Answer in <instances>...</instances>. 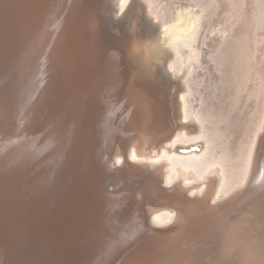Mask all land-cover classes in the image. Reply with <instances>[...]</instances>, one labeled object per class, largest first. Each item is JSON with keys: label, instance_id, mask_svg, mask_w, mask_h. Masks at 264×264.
Segmentation results:
<instances>
[{"label": "bare ground", "instance_id": "bare-ground-1", "mask_svg": "<svg viewBox=\"0 0 264 264\" xmlns=\"http://www.w3.org/2000/svg\"><path fill=\"white\" fill-rule=\"evenodd\" d=\"M109 1L110 0H2L0 3V12H2L1 16L3 17L1 20L4 22L5 30L7 29L8 31L19 34V41L25 53H27L28 56L32 54V57L37 59L38 65L40 62L42 74L44 75V86H53L52 91H54V93L51 105L56 104V109L49 110L47 108L44 116L38 120L42 122L47 137L56 136L60 130H66L63 127L67 126L68 128L76 121H78L79 126H82L83 129L86 117L88 118L86 110L87 107L90 106V103L106 100L107 98L105 99V96L108 95V93L112 94L113 92H111V90L116 88L114 87L116 85H113V87L108 86L109 88L112 87L110 88V91H108V87V90L106 89L107 78L111 82L113 80L115 81L116 78L117 80L119 78L120 82L130 92L134 105H136L134 106L135 108L133 107V109H135L134 112L132 114L131 112L129 113V115H131L127 118V121L130 118L129 121L134 124L133 126L137 128L139 127L140 131L138 132H145L146 134L140 135L138 132H134L136 134H134V137L132 136L133 141L131 140L132 143H130L127 149H122V146L118 145L119 143H117L118 148H113L114 150L112 151L113 154L111 156L113 159L110 158L108 161L113 160L114 162H111L110 169L112 168V171L110 172L109 170V172L111 174L112 172H114V174H116L115 172H118L122 176V179L119 178L120 182L118 184L117 182H110V185V183L107 182L109 187H115L116 191L121 190V188H127L128 190L129 183H127V181H130V178L138 180H140V178L149 179V185H151V187L152 184L150 183L156 182L158 186H153L152 188L148 187L149 190H147V192L145 190L147 187L144 188V184L142 183L146 194L144 197L142 195V197L139 196L137 198H139V200L145 199L151 203L148 208L143 209L144 215L146 213L145 210L149 213L148 218H146L147 220L150 219V224L153 227L150 229V232L163 237L168 234L169 236L166 235L168 237L165 236L164 239L168 238L167 240L169 241L175 237H173L174 235L172 236V234H169L170 232L172 233V231L165 230L172 227H177L173 231V234L179 229L177 234H191L195 235V238H197L196 236H205V239L212 236L218 238L222 236L243 241V239L246 238L260 237L264 233V0H187L188 2L186 4L178 6H176L177 4L173 6L176 0H174V2H169L170 0H111L112 3L108 4ZM122 12L125 13V16H121L126 20L125 22L122 21V17L120 21L124 23H121L119 19L114 20L112 18L113 13L117 14ZM219 13L221 15L224 14L222 23L220 22L221 26H218L219 28L217 27V29L211 27L212 29H210L208 33L209 35L210 33H217V35L220 34V40H217L214 45L209 46L210 50L207 52V55L216 66L215 70L220 74L218 81L221 85H218V87L216 86L211 92L207 91L210 93L204 94V91L200 89V85H202L201 79L198 80V76L196 78V75H194L196 68L199 67V63L201 62L200 55L203 52L200 44H205L204 39L206 38L204 37L205 35L203 36V34H201V28L204 27L205 22V24H208L209 26L210 22L208 23V21H210L211 18H214V15L216 16ZM148 15L152 20L150 19V21H148V18L146 19ZM118 17L120 18V16H117V18ZM234 25H237V27L234 28ZM99 28L113 35H116L118 32L122 35L121 32L123 30H131L136 36H143L147 41L146 47H144L145 49L140 52L142 53L144 51L143 54L140 56L137 55L135 52L138 48L133 51L132 46H130L125 53L123 52L124 55L120 54V60L119 57H116V62H118L115 64L116 66L111 64V61H108L110 64L103 61V58L99 53H96V51L94 60L90 58L89 61L86 46L88 40L86 38L87 33L96 29H98L99 32ZM78 31L79 33H84V35H82L83 37L76 36ZM95 33L97 32L95 31ZM99 33L101 34V32ZM152 34L156 36H153ZM200 34L203 36L202 38ZM35 37L38 40L35 42L37 43V46H34L33 42ZM117 37H114L113 40L117 39ZM108 39H110V37L107 38V40ZM100 40L101 39H99V41ZM119 40L120 39H118V41ZM141 40L144 39L141 38ZM99 41H96V45ZM103 41H105V39ZM109 41L110 40H108L107 43ZM123 41H125V39ZM99 43L101 44L102 42ZM137 44L135 43V45ZM94 45L95 44H93V46ZM124 45L126 46V44ZM98 46L99 45H97V47ZM115 46L114 48L116 50ZM120 46L123 45L119 44L117 49H119ZM106 47H103L105 49L104 51L108 49H106ZM92 49H90L91 52ZM137 51L140 50L138 49ZM118 52H121V49ZM24 58L27 59L26 56ZM80 60L81 63L84 61L86 62L87 60V64L85 65L83 63L84 67H82L80 62L77 64V61ZM91 60H93L91 65L92 70L93 68H97V74L94 70L93 73L88 66ZM23 62L26 63V61ZM93 62L97 64V67ZM65 64L67 65L65 67H69V70L64 73V70L61 72V69ZM81 68L82 70H80ZM102 70H104L106 76ZM80 73L82 75H80ZM73 84H75L77 88L75 87L73 89ZM215 90H217L218 93H216ZM117 94L121 97L119 93ZM20 97L17 95L16 100ZM109 97L110 96H108V98ZM113 97L111 95V98ZM122 97L124 98V96ZM120 99L121 98H119V101H121ZM107 103H109L108 105H112L110 104L111 102ZM100 104L101 103H99V105ZM124 104L125 103H123V105ZM114 106L117 107V105L114 104L113 108H110V110H114ZM244 106H246L247 109L243 113L242 109ZM123 108H125V106L122 107V110ZM103 109H105V106ZM98 110H100V107ZM98 110H96V112ZM233 110H236L235 113H233ZM116 111L117 110H115V112ZM119 111L120 110L116 113H120ZM96 115H93V117ZM104 117H101V119ZM106 118L109 119L108 117ZM114 118L115 117L111 115L109 122L111 125L115 123ZM117 118H120V115L119 117L117 116ZM118 120L119 123H122L121 121L123 120V117ZM108 121H106V123ZM125 121H123V123ZM90 122L88 123L90 124ZM119 123H117V125ZM129 124L131 123L129 122ZM92 125L91 127L94 128L95 126L93 127ZM106 125L103 124L102 128L104 126L107 128L110 126H108V124ZM168 126H170L168 131H166L160 138L158 137L159 139H156L157 141L155 143H157L158 146L152 149L148 143L153 142L151 134H157L158 132V134H160V132H164ZM118 127L117 129H120V127ZM112 129L115 131L114 128ZM112 129L110 128V130ZM122 129L123 128H121V130ZM132 129H130V131H132ZM94 130L95 129L92 131ZM88 133H90V131ZM93 133L95 135L98 132ZM103 134H105V132ZM6 135H8V133H6L5 136ZM129 135L131 137V134ZM125 136L129 137L128 135ZM123 137L124 136H122V138ZM110 139L112 140L110 137L106 140L108 141ZM115 139L118 141L117 137ZM106 140H103V142ZM2 142L3 141H1L0 144H2ZM113 142L111 141L110 143ZM126 143L127 142H125V144ZM16 144V138L13 137L10 146H8L9 153H14L13 149L14 147L17 148ZM108 146H110V144ZM191 146L196 149L193 148L189 151H181V149L186 150ZM103 163L101 162L102 165ZM115 164H120L121 167H117ZM94 169L92 170L94 171ZM107 170L108 168L106 171ZM109 172L107 171V173ZM112 176L115 178V175L112 174ZM98 177L101 178V176ZM132 180L134 181V179ZM139 182L140 181H138L137 184H140ZM141 182L144 181L141 180ZM161 182L164 184V187L159 185ZM145 183H148V181H145ZM156 183L154 185H156ZM132 184L129 185H132L133 187L134 182ZM146 185L149 186L148 184ZM132 187L128 192L132 190ZM110 190L112 189L110 188ZM138 190L140 191V189ZM113 191L114 189L112 192ZM187 192L191 195L200 196L190 197L186 194ZM131 195L129 196L131 197ZM121 200L122 198L119 201ZM210 200L212 201V206H207V202ZM81 202H83V200ZM198 202L201 203V206L196 207ZM137 204L138 203L135 205ZM158 204L161 206L157 207ZM226 204L227 206L228 204H231L229 206L230 208L226 206L228 209L224 212V209H226V207H224V213L220 215L216 208L218 206L223 207V205L225 206ZM195 208L198 209L199 213L196 211L195 214H198L196 217H193L191 212L192 209ZM215 213H218L220 216ZM139 217H141V215ZM190 218L192 223L187 225ZM202 219L204 220L203 222L200 221ZM168 222H170V225L167 227L166 225H168ZM139 223L138 226L140 225ZM196 224L199 225L194 228V225L196 226ZM132 226L134 227V225ZM133 227L132 230L134 231ZM147 228L148 227H146V229ZM186 228L188 229L185 231ZM138 229L140 230V227ZM127 231L130 232V230ZM144 231L141 232L145 234L147 230ZM137 232L139 231L137 230ZM170 236H172V238H170ZM188 239L186 241H188ZM169 241H167V244ZM194 241L195 239L193 242ZM232 242L234 244V241ZM194 244L195 243H193L192 246H194ZM212 244H216V242ZM244 245L246 244H243V248ZM113 246L116 247L115 245ZM199 246H202V244ZM214 246H217V244ZM217 247L220 249L221 246ZM189 249L191 250L192 248L189 247ZM202 249L200 250L201 252H203ZM186 250H183L184 253L187 252ZM227 250L223 252L226 253L228 252ZM241 250L238 251L240 252ZM192 251H194V249ZM200 251L198 255H200ZM221 252L219 251V254ZM176 254L174 255L176 256ZM178 254L176 258L179 260L180 255L178 256ZM180 254L182 255L183 253ZM234 254L235 253H233V255ZM186 255L191 256L188 253ZM207 255L210 256L212 253L210 254L209 252ZM213 255L215 254L213 253ZM233 255L231 254V256ZM221 256H223V253ZM236 256L238 257V255ZM218 257L216 256L217 259ZM224 257L230 258V256ZM224 257L221 258L224 259ZM212 258L213 257H211V259ZM170 260L171 259H168L167 262ZM233 261L234 260H232V262ZM184 262L182 264H185ZM163 263L166 262L163 261ZM179 263H181V261H179Z\"/></svg>", "mask_w": 264, "mask_h": 264}, {"label": "rangeland", "instance_id": "rangeland-1", "mask_svg": "<svg viewBox=\"0 0 264 264\" xmlns=\"http://www.w3.org/2000/svg\"><path fill=\"white\" fill-rule=\"evenodd\" d=\"M2 0H0V3H1ZM169 2H174V0H170ZM178 2V3H176ZM176 2L174 3L173 6H175V4H177L176 6L178 5H184L186 4L188 1L187 0H176ZM111 4L112 1L110 0L108 2V4ZM120 14V15H119ZM2 15V12H0V31H8L7 29L5 30V26H4V22L1 20L3 17L1 16ZM112 18L114 20H118L119 21L122 19L123 16H125V13L122 12V13H113L112 14ZM116 15V16H115ZM123 15V16H121ZM115 16V17H114ZM117 16H120V18ZM149 16V15H148ZM146 17V19L148 21H150V16L149 17ZM214 18H211L210 21H208L209 23V26L208 24H205L204 23V27L201 28V34H203L204 37H206L204 40L205 44H200L202 47H201V50L203 51L200 55V59H201V62L199 63V67L196 68V71L194 73V75H196V78L198 76V80L201 79V82H202V85H200V89H202V91H204V94L206 93H210L212 91V89H214L216 86L218 87V85H221V83L218 81V77L220 76L219 72H217L215 70V65L213 63L212 60H210L209 56L207 55V52L210 50V45H214L216 43L217 40H220V34L217 35V33H210L209 35V31L210 29H212L211 27H215V29H217L218 26H221V23H222V20H223V17H224V14H217L216 16L214 15L213 16ZM117 18V19H116ZM124 19V20H123ZM122 21L125 22V18L123 17ZM152 20V19H151ZM212 20V22H211ZM120 21L121 23H124ZM154 21V20H153ZM152 22V21H151ZM150 22V23H151ZM216 22H221L220 25L219 23H216ZM153 23V22H152ZM208 26V27H207ZM3 27V28H1ZM206 27V28H205ZM237 25H234V28H236ZM219 28V27H218ZM207 29V30H206ZM205 30V32H204ZM95 31L98 33H95ZM101 32V34L99 33ZM99 32H98V29L96 30H92L91 32L89 31L87 33V55L89 56V61H90V58H92L94 60V55H95V51L96 53H99V55L103 58V61L109 63L108 61H111L110 63L111 64H114V66H116L115 64H117L118 62L117 61V58L116 57H119L121 55H124L123 52L125 53L127 51L128 48H130V46H132V50L135 51L137 48L140 50V51H137L136 50V54L137 55H142V53H140L143 49H145L144 47H146V39L142 36V37H138L136 36L135 34H133L131 32V30H123L121 32L122 35H120V32H118L116 35H113L111 33H107V31L103 30V29H100L99 28ZM103 32V33H102ZM105 32V33H104ZM128 32V33H127ZM130 32V33H129ZM81 33V34H80ZM78 31V33H76V36H80V37H83L82 35H84L83 32H80ZM93 33V34H92ZM127 33V34H126ZM205 33V34H204ZM80 34V35H79ZM97 37H96V35ZM108 34V35H107ZM124 34V35H123ZM200 34L201 38L203 37L202 35ZM101 35V36H100ZM118 35V37H117ZM153 35V34H152ZM207 35V36H206ZM92 36V37H91ZM122 36V37H121ZM138 38H136V37ZM153 36H156V35H153ZM152 36V37H153ZM89 37V38H88ZM95 37V38H93ZM110 37V44L109 42L107 43V38ZM113 37V38H111ZM114 37H117L116 42L114 39ZM101 39L99 41V39ZM105 41H103L104 39ZM125 41H123L124 39ZM134 38V39H133ZM144 39V40H141ZM216 38V39H215ZM98 39V40H97ZM118 39H120L118 41ZM127 40V41H126ZM141 40V41H140ZM96 41H99V42H102L101 44L98 42L97 45H99L97 47L96 45ZM114 41V42H112ZM138 41V42H137ZM143 41V42H142ZM94 42V43H93ZM104 42V43H103ZM120 45H123V46H120L119 49H117V47H119V44ZM122 42V44H121ZM89 43V45H88ZM109 45H107V44ZM135 43L137 45H135ZM93 44H95L93 46ZM114 44V45H112ZM118 44V45H117ZM126 44V46L124 45ZM133 44V45H132ZM105 48L106 46V51H104L105 49L102 47ZM111 45V46H110ZM116 45V46H115ZM101 46V47H100ZM114 46L116 47V50L114 48ZM125 46V47H124ZM129 46V47H128ZM135 46V47H134ZM142 48H141V47ZM93 47V49H92ZM98 49H97V48ZM110 47V48H109ZM122 47V48H121ZM134 47V48H133ZM101 48V49H100ZM114 48V49H113ZM125 50H124V49ZM89 49V50H88ZM90 49H92V52L90 51ZM96 49V50H95ZM114 52H113V50ZM121 49V52H118L120 51ZM135 49V50H134ZM100 50V51H99ZM108 50H112V51H108ZM101 52V54H100ZM138 52V53H137ZM93 53V54H92ZM105 53V54H104ZM110 53V54H109ZM117 53V54H115ZM121 54V55H120ZM115 55V56H113ZM104 56V57H103ZM107 57V58H106ZM115 58V59H114ZM113 59V60H112ZM121 59V57H119V60ZM89 62L90 64H88V66L91 68L92 70V61ZM78 62L81 63V60L80 61H77V64ZM120 62V61H119ZM85 65L87 64V60L86 62L84 61L83 62ZM82 64V67H84ZM94 63V62H93ZM109 63V64H110ZM80 65V64H79ZM94 65L97 67V64L94 63ZM108 65V64H106ZM67 66L66 64L63 66V68L61 69V72L63 71L64 73L66 71H68L69 67H65ZM80 67V66H79ZM94 67V66H93ZM107 67V66H106ZM66 69V70H65ZM96 69V70H95ZM93 68V70L95 71V73L98 71L97 68ZM82 70V68L80 69ZM92 70V72H93ZM104 70H105V67H104ZM104 70H102V72H104ZM100 71V70H99ZM82 73V71H81ZM80 73V75H82ZM94 73V72H93ZM98 73V72H97ZM96 73V74H97ZM104 75L106 76L105 72H104ZM43 79H44V75H43ZM113 80V79H112ZM69 81V80H67ZM107 82V86H106V89L108 90V86H112L113 85H116L114 87L116 88H113V90H111V92H113L112 94H109L108 91H110V87L109 90L107 91L108 95L105 96V99L106 100H103L102 102H96V103H90V106L87 107V110H86V114L88 115V118L86 117V121L83 125V131H85L87 134V138H86V141H85V153L88 155L87 156V160L85 161L86 163L83 164V167L81 168V171H80V175L82 177V184H83V188H84V192L81 196V200L79 202V209L77 208V213L76 215H74V217L70 220L71 222H69L67 225V227L65 228L66 230H68L67 234L65 233L63 236H62V239L59 238V239H55L52 243V246L53 248L55 249H59L58 251H55L54 255H52L51 257H42V259H39V261L36 259L35 257V253H30L31 251H28V253L26 252V250H23L22 247L20 246H17V249H15L17 252V254H15V257H14V261L12 264H182L184 261L185 264H221L224 260V262L222 264H233L235 261L234 264H264V233L258 237V238H246V239H243L242 240H237V239H233V238H226V237H222L220 236V238L218 237H215V236H212V237H208L207 239H205L206 237L205 236H196L197 238H195V235H184V234H177V232H179V229L173 234V231L177 228V227H172V228H169L165 231H172V233L170 232L169 234L175 238H172V236H170V238H172V240L170 239L167 240L168 238H165L164 237L168 234H166L164 237L161 236V235H158V234H155V233H151L150 229H152L153 227L151 226L150 224V219L147 220L148 216H149V213L145 210V215L143 213V209L144 208H148L151 203L147 200H139V196L143 197L145 196L148 187L150 188L151 185H149V179H145V178H140V180L138 179H135V178H132L134 179V181L130 178V181H127V183L129 184H132L134 182V186L132 187V185L130 186L128 184V187L129 189H131L132 187V190H130L128 192L127 188L123 189L121 188V190H118L116 191V188L111 186L109 187V184L108 183H116L117 184L120 182L119 178L122 179V176L118 173V172H115L116 174H114V172H112L113 175H115V178L114 176H112V174L110 173L112 171V168L110 169L111 167V161H108L110 160L112 154H113V150L118 146V145H121L122 146V149L129 147L130 143H132V139L134 137V134H136L139 130V127H134L130 120V118L128 119L127 121V118L134 112L135 109H133L134 106V102H133V99H132V96L130 94V92L126 89V87H124V85L120 82L119 78L117 80V78L115 79V81L113 80L112 83L108 78L106 80ZM109 81V82H108ZM118 82V83H117ZM220 83V84H219ZM81 84V83H79ZM108 84H111V85H108ZM120 84V86H119ZM201 84V83H200ZM213 84V85H212ZM211 88H210V87ZM76 87L75 84H73V89ZM108 87V88H107ZM118 87V88H117ZM77 88V87H76ZM122 88V89H121ZM116 89V90H115ZM119 91V92H117ZM207 91H210V92H207ZM110 92V93H111ZM119 93L121 95V97L117 94ZM124 94H123V93ZM128 92V93H127ZM216 93H218L217 90H215ZM223 93V92H222ZM117 94V95H116ZM130 94V95H129ZM111 95L113 98H111ZM126 95V96H125ZM108 96H110L108 98ZM124 96V98L122 97ZM129 97V98H128ZM116 100H115V99ZM119 98H121L119 101ZM127 98V99H126ZM111 99V100H110ZM124 99V100H123ZM100 100V99H99ZM109 100V101H108ZM97 101V100H96ZM117 101V102H116ZM119 101V103H118ZM124 101V102H123ZM216 101V100H215ZM107 102H111L110 104L112 105H108L109 103ZM125 103L123 105V103ZM132 102V103H130ZM99 103H101L99 105ZM103 103H104V106H105V109L104 106H103ZM107 103V104H106ZM128 105H127V104ZM92 104V105H91ZM95 106H94V105ZM117 105L114 106V110H110V108H113V105ZM99 105V106H98ZM108 105V106H107ZM118 105H121V106H118ZM123 105V106H122ZM132 105V106H131ZM26 106H27V99L24 97V96H21L18 100H16L14 102V106H8L7 108V111L5 113V117H6V120H5V123L2 124V128L0 129V142H2V144H0V181L1 182H6L10 183L13 182V188L15 189H18V190H21L23 189V191L27 188H29V186L32 185L34 179H35V171H37L38 169H40V167L42 166V162L40 161H36L34 159V154L33 153H37V154H40L41 152L44 151V149L46 147H48L49 145V141L47 138V134H46V131L42 125V122L41 121H33L32 120V117H31V114H28V112L26 113ZM88 106V105H87ZM96 108H94V107ZM109 106H112V107H109ZM123 110H122V107H124ZM127 106V107H126ZM100 107V110H98V108ZM93 108V109H92ZM119 108V109H118ZM135 108V107H134ZM51 110H55L56 109V104H53L51 105L50 107ZM127 109V110H125ZM245 109V110H244ZM247 107L244 106L243 109H242V112L244 113L246 111ZM92 110V111H91ZM96 110H98L96 112ZM104 110V111H103ZM115 110H120L119 112L120 113H116ZM100 111V113H99ZM113 111V112H111ZM124 111V112H122ZM129 111V112H128ZM236 110H233V113H235ZM103 112V113H102ZM107 112V113H105ZM111 112V113H110ZM131 112V114L129 115V113ZM92 113V114H91ZM121 113H124V114H121ZM97 114V115H96ZM100 114V115H99ZM107 114V115H106ZM110 114V115H109ZM116 114V115H115ZM86 115V116H87ZM93 115H96V119L95 117H93ZM111 115L114 118V121L115 123L113 125H111L109 122H110V119H111ZM120 115V118H117V116L119 117ZM124 115V116H122ZM128 115V116H127ZM99 116V118H98ZM104 117L102 119H107L106 117H108L109 119L107 120H102L101 117ZM110 116V117H109ZM126 116V117H125ZM93 117V118H92ZM123 117V120L121 121L122 123H119V120L118 119H121ZM125 117V118H124ZM92 118V119H91ZM91 119V120H90ZM94 120V122H93ZM103 123H102V121ZM109 120V121H108ZM126 120V121H125ZM92 123H91V122ZM105 121V122H104ZM106 121H108L106 123ZM123 121H125L123 123ZM90 122V124L88 123ZM100 122V123H99ZM119 123L117 125V123ZM129 122L132 124H129ZM129 125H128V124ZM93 124V125H92ZM101 124V126H100ZM108 124V128L106 126H104L103 129L102 126ZM125 124V125H124ZM89 125V126H87ZM91 125L94 127L92 128ZM119 126L120 129H117V127L115 126ZM121 125V126H120ZM128 125V127H127ZM99 126V127H98ZM112 126V127H111ZM126 126V127H125ZM118 127V128H119ZM130 127H134L133 129L136 130L134 131L132 128ZM110 128H114L115 131L110 130ZM121 128H123L121 130ZM170 128V126H168L164 132L162 131V133L160 132V134H151V136L153 137V142H148L150 147L153 149L154 147L158 146L157 143H155L157 140V138L161 137L166 131H168V129ZM93 129H95L94 131H92ZM100 129V130H99ZM102 129V130H101ZM108 129V130H107ZM127 129V130H126ZM130 129H132V131H130ZM108 132H106V131ZM118 130H121V131H118ZM90 131V133L88 132ZM92 131V132H91ZM105 134H103L104 132ZM110 131V132H109ZM113 131V132H112ZM126 131V132H125ZM130 131V133H129ZM93 132H98L94 135ZM101 132V133H100ZM103 132V133H102ZM115 132V134H114ZM119 132V133H118ZM122 132V134H121ZM136 132V133H134ZM8 133V135L5 136V134ZM109 133V135H108ZM133 133V134H132ZM144 133V134H143ZM90 134V135H89ZM103 134V135H102ZM107 134V135H106ZM117 134V136H116ZM120 134V135H119ZM131 134V137L130 135ZM138 134L140 135H145L146 133L145 132H138ZM46 135V137H45ZM92 135V136H91ZM105 135V136H104ZM113 135V136H111ZM115 135V136H114ZM120 137H119V136ZM125 135H128L130 137H127ZM90 136V137H89ZM95 136V137H94ZM107 136V137H106ZM122 136H124L122 138ZM133 136V137H132ZM13 137L16 138V145H17V148H16V152L14 153H9L8 151V146H10V143L12 142V139ZM101 137V138H100ZM105 137V138H104ZM112 138V140H106L107 138ZM118 138V141H116L117 139L115 138ZM127 137V139L125 140V138ZM156 137V138H154ZM96 140H95V139ZM115 140H114V139ZM158 138V139H159ZM121 139V140H120ZM95 142H93V141ZM103 140H106L103 142ZM120 140V141H119ZM132 140V141H131ZM155 140V141H154ZM113 142V141H116V142H113V143H110V142ZM90 142V143H89ZM93 142V143H92ZM100 142V144H99ZM102 142H103V145H102ZM108 142V143H106ZM125 142H127L126 145ZM117 143H119L117 145ZM110 144V146H108ZM112 144V145H111ZM116 144V145H115ZM102 145V146H101ZM106 145V146H105ZM114 145V147H113ZM153 145V146H152ZM101 146V148H100ZM112 146V147H111ZM126 146V147H125ZM111 150H110V148ZM114 148V149H113ZM118 148V147H117ZM97 149V150H96ZM109 149V150H108ZM104 150V151H103ZM106 150V151H105ZM97 151V152H96ZM109 151V152H108ZM106 152V153H105ZM112 152V153H110ZM97 155V156H96ZM99 158V159H97ZM97 159V160H96ZM103 159V160H102ZM113 159V157L111 158ZM105 160H106V163H105ZM97 161V162H96ZM44 162V161H43ZM101 162L103 163V165L101 164ZM108 162V163H107ZM114 162V161H113ZM95 163V164H94ZM100 163V165H99ZM91 164V165H90ZM93 165V166H92ZM102 165V167H101ZM108 167H107V166ZM87 166V167H86ZM115 166L117 167H121L120 164L116 165ZM108 168V172L110 170L109 173H107L106 169ZM95 168V169H94ZM100 168V169H99ZM87 169V170H86ZM94 169V171L92 170ZM98 169V170H97ZM102 169V171H101ZM123 170V169H122ZM87 172V173H86ZM90 172V173H89ZM94 172V173H93ZM100 172V173H99ZM100 175H99V174ZM124 173V172H122ZM93 174H94V177H93ZM103 174V175H102ZM98 176H101V178H99ZM103 176V177H102ZM121 176V177H119ZM85 177V178H84ZM92 177V178H91ZM105 177V178H104ZM113 177V179H112ZM89 179V181H88ZM99 181L97 182L96 181ZM103 179V180H102ZM111 179V180H110ZM92 182H91V181ZM94 180V181H93ZM110 180V181H108ZM118 180V181H116ZM141 180H143L144 182H141ZM36 181V180H35ZM34 181V182H35ZM96 181V182H95ZM138 181H140L139 183L140 184H137ZM145 181L148 183H145ZM108 182V183H107ZM132 182V183H131ZM92 183V184H91ZM110 183V185H111ZM142 183L144 184V188L147 187L146 192H144V188H143V185ZM154 182H151L150 184H152V187L153 186H158V184L156 183V185L153 184ZM96 184V185H95ZM98 184V185H97ZM146 184H148L149 186H147ZM86 185V186H85ZM108 185V187H107ZM160 186H163L164 184L161 182L159 184ZM136 186V187H135ZM138 186V187H137ZM142 186V187H141ZM95 187V188H94ZM98 189H97V188ZM99 187H100V190H99ZM113 187V188H112ZM151 187V188H152ZM164 187V186H163ZM110 188L114 191L112 192V190H110ZM135 192H134V190ZM140 189V191L138 190ZM143 189V190H142ZM17 191H12V194L13 193H17ZM89 190V191H88ZM96 190V191H95ZM125 190V191H124ZM142 190V191H141ZM88 191V192H87ZM107 191V192H106ZM124 191V192H123ZM138 191V192H137ZM91 192V193H90ZM110 192V193H109ZM122 195H121V193ZM128 194H127V193ZM135 195H134V193ZM144 192V194H143ZM125 193V195H124ZM132 193V195H131ZM142 193V194H141ZM98 194V195H97ZM103 194V195H102ZM110 194V195H109ZM116 194V195H114ZM187 195H189L190 197H198L200 195H191L189 192L186 193ZM101 195V196H100ZM109 195V196H108ZM114 195V196H113ZM118 195V196H117ZM120 195H121V198L122 200L119 201L121 198H120ZM131 195V197L129 196ZM137 195V196H136ZM111 196V197H110ZM129 197V198H128ZM8 197L5 196V199H7ZM88 198V199H87ZM106 198V199H105ZM156 198V196H155ZM191 199V198H190ZM83 200V202H81ZM85 200V201H84ZM102 203H100L99 202ZM104 200V202H103ZM131 200V201H130ZM135 202H134V201ZM88 201V202H87ZM138 201V202H137ZM124 203V204H123ZM131 203V204H130ZM133 203V204H132ZM136 203H138L137 205H135ZM95 204V205H94ZM123 204V206H122ZM232 204V203H231ZM231 204H227L223 207L222 206H218L216 208V210H218L217 212L221 215L223 214L225 211H227L228 208H230L229 206ZM85 205V206H84ZM90 205V206H88ZM101 205V206H100ZM104 205V206H103ZM129 205V206H128ZM132 205V206H131ZM116 206V207H115ZM122 208H121V207ZM140 206V207H139ZM161 205L158 204L157 207H159ZM197 206H201V203H197L196 204V207ZM207 206H212V201H208L207 202ZM228 208H227V207ZM98 207V208H97ZM105 207V208H104ZM119 207V208H118ZM156 207V206H155ZM224 207H226V209H224ZM82 208V209H81ZM101 208V209H100ZM110 208V209H109ZM116 208V209H115ZM121 208V209H120ZM126 208V209H125ZM222 208V209H221ZM81 209V210H80ZM106 209V210H105ZM108 209V210H107ZM130 209V211H129ZM223 209H224V212H223ZM92 210V211H91ZM113 210V211H112ZM115 210V211H114ZM221 210V211H220ZM128 211V212H127ZM142 211V212H141ZM198 211L197 208L195 209H192V212H191V215L193 217H196L197 214H195V212ZM86 212V213H85ZM222 212V213H221ZM100 213V214H99ZM103 216H102V214ZM108 213V214H107ZM118 213V214H117ZM129 213V214H128ZM137 213V214H136ZM218 213H215V214H218ZM114 214V215H113ZM218 214V215H219ZM85 215V216H84ZM99 215V216H98ZM106 215V216H105ZM122 215V216H120ZM132 215V216H131ZM141 215V217H139ZM144 215V216H143ZM219 215V216H220ZM83 216V217H82ZM102 216V217H101ZM108 216V217H107ZM119 217V218H118ZM125 217V218H124ZM147 217V218H146ZM81 218V219H79ZM85 218V219H83ZM121 218V219H120ZM139 218V219H138ZM147 222H146V220ZM198 218V217H197ZM93 219V220H92ZM100 219V220H99ZM116 221H115V220ZM134 219V220H132ZM114 220V221H113ZM121 220V221H120ZM127 220V221H125ZM142 220V221H141ZM190 221L187 223V225H190V223H192V220L191 218L189 219ZM76 221V222H75ZM85 221V223H84ZM102 221V222H101ZM137 221V222H136ZM140 221V223H139ZM201 222H203L204 220H200ZM198 221V222H200ZM75 222V223H74ZM109 224H108V223ZM112 222V223H111ZM116 222V223H115ZM135 222V223H134ZM138 223L141 225L138 226ZM81 224V225H80ZM92 224V226H91ZM97 224V225H96ZM117 224V225H116ZM137 224V225H136ZM148 224V226H147ZM85 225V226H84ZM88 225V226H87ZM95 225V226H93ZM121 225V226H119ZM134 225V227L132 226ZM144 225V226H143ZM170 225V222H168V225H166L167 227ZM199 224H196V226L194 225V228H196ZM76 226V227H75ZM129 226V227H128ZM137 226V227H136ZM165 226V227H166ZM75 227V228H74ZM89 227V228H87ZM117 227V229H116ZM132 227L134 228V231L132 230ZM140 227V230L138 229ZM146 227H148L146 229ZM157 227H164V226H157ZM68 228V229H67ZM72 228V229H70ZM85 228V229H83ZM108 228V230H107ZM128 228V229H127ZM143 228V230H142ZM144 228H145V231H144ZM74 229V230H73ZM87 229V230H86ZM100 229V231H99ZM110 229V230H109ZM122 229H125V230H122ZM188 228L185 229V231L187 230ZM0 264H8V261H9V258L7 255H9L10 253H12L14 251V246H16L13 242H12V236L11 233L14 231V229H4V226H3V223L0 222ZM8 230V231H7ZM85 230V231H84ZM105 230V231H104ZM127 230H130L127 231ZM136 230V232H135ZM137 230L139 232H137ZM113 231V232H112ZM116 231V232H115ZM135 233H133V232ZM144 231V233L142 232ZM183 231V232H185ZM6 232V233H5ZM96 232V233H95ZM107 232V233H106ZM123 232V233H122ZM127 232V233H126ZM72 233V234H71ZM88 233V234H87ZM137 233V234H136ZM147 233V234H146ZM158 233V232H156ZM80 234V235H79ZM91 234V235H90ZM111 234V235H110ZM115 234V235H114ZM118 234V235H117ZM126 234V235H125ZM135 234V235H134ZM154 236H153V235ZM178 236H177V235ZM6 235V236H5ZM70 235V236H69ZM100 235V236H99ZM139 235V236H138ZM176 235V236H175ZM65 236V237H64ZM80 236V237H79ZM90 236V237H89ZM104 236V237H103ZM109 236V237H108ZM111 236V237H110ZM123 238H122V237ZM136 236V237H135ZM169 236V235H168ZM166 236V237H168ZM181 236V237H179ZM192 236V237H191ZM194 236V238H193ZM117 237V238H116ZM127 237V238H125ZM179 237V238H178ZM199 237V238H198ZM201 237V238H200ZM222 237V239H221ZM74 238V239H73ZM82 238V239H81ZM84 238V239H83ZM107 238V239H106ZM114 238V239H113ZM189 238V239H188ZM10 239V240H9ZM96 239V240H95ZM122 239V240H121ZM176 239V240H175ZM181 239V240H180ZM188 239V241H186ZM195 239V241L193 242V240ZM198 239V240H197ZM202 239V240H201ZM204 239V241H203ZM211 239V240H210ZM215 239V240H213ZM217 239V241H216ZM228 239V240H227ZM230 239V240H229ZM5 240V241H4ZM79 240V241H78ZM174 240V241H173ZM178 240V241H177ZM199 242H197V241ZM208 240V241H207ZM103 241V242H102ZM167 241L168 244H167ZM173 243H172V242ZM212 241V242H211ZM217 244V246H221L220 249L219 247L217 246H214L216 244H212V243H215ZM221 241V242H219ZM225 241V242H223ZM228 241V242H227ZM234 241V244L233 242ZM245 241V242H244ZM2 242V243H1ZM91 242V243H89ZM93 242V243H92ZM96 242V243H95ZM110 242V243H108ZM112 242V243H111ZM166 242V244H165ZM187 242V243H186ZM194 246L193 245V243ZM208 245H207V243ZM228 244H227V243ZM232 242V243H231ZM244 242V243H243ZM42 243H39L40 246H42ZM65 243V244H64ZM78 243V244H77ZM172 243V244H171ZM186 243V245H185ZM192 243V245H191ZM197 243V244H196ZM202 246H199L201 245ZM210 243V245H209ZM220 243V245H219ZM226 243V244H225ZM12 244V245H11ZM85 244V245H84ZM88 244V245H87ZM105 244V245H104ZM112 244V246H111ZM190 244V245H189ZM205 244V245H204ZM212 244V245H211ZM243 244H246L244 245V248H243ZM68 245V246H67ZM99 245V246H98ZM113 245H115L116 247H114ZM189 245V246H188ZM204 245V246H203ZM207 245V246H206ZM226 247H224V246ZM232 245V246H231ZM240 245V246H239ZM12 246V247H11ZM86 246V247H85ZM102 246V247H101ZM111 246V247H110ZM186 246V247H185ZM196 246V247H195ZM209 246V247H208ZM212 246V247H211ZM214 246V248H213ZM238 248H237V247ZM248 248H246V247ZM107 247V248H106ZM110 247V248H109ZM184 249L183 250H186L187 252H185L186 254H190L191 256L189 255H186L184 253L183 250H180L179 249ZM183 247V248H181ZM188 247V248H187ZM192 248L191 250L189 249ZM199 247V248H198ZM204 247V248H203ZM207 247V248H206ZM230 247V249H229ZM95 248V249H94ZM98 248V249H97ZM203 248V249H202ZM206 248V249H205ZM211 248V249H210ZM218 250H216V249ZM224 248V250H223ZM228 248V250H227ZM234 248V250H233ZM242 250L239 252L238 250ZM101 249V250H100ZM104 249V250H103ZM108 249V250H107ZM179 249V250H177ZM194 249V251H192ZM198 251H197V250ZM203 250V252H201L200 250ZM210 249V250H209ZM38 251H41L42 249L41 248H37ZM69 250V251H68ZM82 250V252H81ZM214 250V251H213ZM228 251V252H223V251ZM230 250V251H229ZM245 252H244V251ZM98 251V252H97ZM100 251V252H99ZM105 251V252H104ZM182 251V252H181ZM200 251V255H198ZM207 253H206V252ZM210 254L212 253V255H210L211 257H213L211 259V257L207 254ZM216 251V252H215ZM219 251L221 252L219 254ZM233 251V252H232ZM179 258V260L176 258L177 254ZM192 252V253H190ZM194 252V253H193ZM218 252V253H217ZM244 252V253H243ZM75 253V254H74ZM94 253V254H93ZM101 253V254H100ZM173 253V254H172ZM180 253H183L182 255ZM213 253L215 255H213ZM223 253V256H221ZM233 255V253H235L233 256H231V254ZM73 254V255H72ZM97 254V255H96ZM171 254V255H170ZM176 254V256L174 255ZM196 256H195V255ZM225 254V255H224ZM230 254V255H229ZM245 254V255H244ZM61 255V256H60ZM66 255V256H65ZM104 255V256H103ZM111 255V256H110ZM205 255V257H204ZM220 255V256H219ZM238 255V257L236 256ZM170 256V257H169ZM188 258H186V257ZM195 256V257H194ZM203 256V257H202ZM208 256V257H207ZM216 256L218 257V259L216 258ZM224 256H230L229 257H224ZM235 256V257H234ZM241 256V257H240ZM106 257V258H105ZM172 257V258H171ZM194 257V258H192ZM224 257V259L222 258ZM235 258V259H232V258ZM24 258V259H23ZM184 258V260H183ZM190 258V259H189ZM229 258V259H228ZM239 260H237V259ZM28 259V260H27ZM78 259V260H77ZM168 259H171L169 262ZM176 261H175V260ZM193 261H192V260ZM198 259V260H197ZM201 259V260H199ZM209 259V260H208ZM227 259V260H226ZM234 260L232 262V260ZM62 260V261H61ZM96 260V261H95ZM174 262H173V261ZM188 262H187V261ZM191 260V262H190ZM195 260V261H194ZM206 260V261H204ZM208 260V261H207ZM215 260V261H214ZM218 260V261H217ZM229 260V261H228ZM231 260V261H230ZM166 262V263H163ZM179 261H181V263H179ZM198 261V262H197ZM200 261V262H199ZM210 261V262H209ZM229 263H228V262ZM10 262V261H9ZM18 262V263H17ZM25 262V263H24ZM94 262V263H93ZM195 262V263H194ZM197 262V263H196Z\"/></svg>", "mask_w": 264, "mask_h": 264}, {"label": "water", "instance_id": "water-1", "mask_svg": "<svg viewBox=\"0 0 264 264\" xmlns=\"http://www.w3.org/2000/svg\"><path fill=\"white\" fill-rule=\"evenodd\" d=\"M36 41L35 37L34 46H37ZM42 76L40 62L38 65L32 54L25 53L19 34L0 31V129L5 123L7 108L14 106L17 95L27 99L26 113L31 114L33 121L42 118L47 108L50 110L53 86L45 87ZM63 128L66 130L46 138L50 141L43 152L33 153L42 166L35 171L36 181L29 188L18 190L13 188V182L8 185L0 181V222L4 229H14L10 236L16 245L7 255L8 264L13 263L17 246L27 253H35L38 261L54 255L59 249L53 248V241L62 238L78 212L84 191L80 171L87 160V136L78 121ZM13 150L17 151L15 147ZM14 190L18 192L12 194ZM38 247L42 250L38 251Z\"/></svg>", "mask_w": 264, "mask_h": 264}]
</instances>
